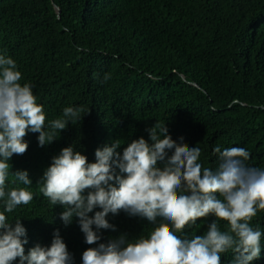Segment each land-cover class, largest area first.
Segmentation results:
<instances>
[{"label":"trees","instance_id":"1","mask_svg":"<svg viewBox=\"0 0 264 264\" xmlns=\"http://www.w3.org/2000/svg\"><path fill=\"white\" fill-rule=\"evenodd\" d=\"M59 25L69 31L59 33ZM0 54L16 61L22 84H31L46 125L67 106L84 110L43 147L29 132L27 151L10 161V177L27 170L32 181L33 200L10 214L26 228L25 253L50 246L56 229L71 264H82L83 251L97 246L85 243L77 218L65 226L63 208L38 191L63 147L93 162L98 147L119 140L122 152L132 139L147 140L145 129L159 122L177 143L199 147L205 167H217L216 146L243 147L250 166L264 167V0H0ZM105 73L111 78L101 83ZM107 219L115 231L99 230L98 243L122 233L147 236L154 227L123 211ZM213 219H198L183 234H203ZM218 223L225 230L226 222ZM251 225L264 232V211ZM232 259L231 251L221 254V264ZM251 264H264V237Z\"/></svg>","mask_w":264,"mask_h":264},{"label":"clouds","instance_id":"2","mask_svg":"<svg viewBox=\"0 0 264 264\" xmlns=\"http://www.w3.org/2000/svg\"><path fill=\"white\" fill-rule=\"evenodd\" d=\"M57 31L69 28L59 25ZM110 78L105 73L101 83ZM21 80L16 61L0 54V264H71L59 229L50 246L37 244L25 253L26 228L21 218L10 219V214L31 203L32 181L27 170L11 172L9 180L10 161L27 151L24 137L29 132L38 133L43 147L54 142L69 122L80 121L84 110L67 106L62 116L46 125L44 106L37 102L31 84ZM145 131L147 140L132 139L122 152L119 140L98 147L93 162L72 145L63 147L38 182L39 193L63 208V224L77 218L85 243L97 245L83 251L82 264H221V254L229 251L230 264L259 259L264 232L251 221L264 211V167L250 166L249 151L238 146L214 147L217 167H205L201 149L177 143L166 124L156 122ZM96 208L100 210L90 216ZM121 211L154 227L147 236L129 239L122 233L98 243L99 230L115 231L109 213ZM210 215L215 219L206 232L183 234L186 226ZM220 221L226 222L225 230Z\"/></svg>","mask_w":264,"mask_h":264},{"label":"rangeland","instance_id":"3","mask_svg":"<svg viewBox=\"0 0 264 264\" xmlns=\"http://www.w3.org/2000/svg\"><path fill=\"white\" fill-rule=\"evenodd\" d=\"M10 178H12V176Z\"/></svg>","mask_w":264,"mask_h":264},{"label":"water","instance_id":"4","mask_svg":"<svg viewBox=\"0 0 264 264\" xmlns=\"http://www.w3.org/2000/svg\"><path fill=\"white\" fill-rule=\"evenodd\" d=\"M58 12H59V9H58Z\"/></svg>","mask_w":264,"mask_h":264}]
</instances>
